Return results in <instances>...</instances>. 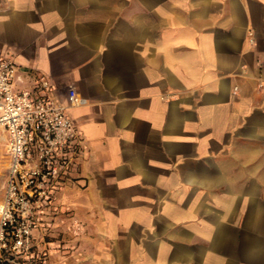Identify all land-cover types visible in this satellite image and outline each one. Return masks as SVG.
I'll list each match as a JSON object with an SVG mask.
<instances>
[{
  "label": "crops",
  "instance_id": "obj_1",
  "mask_svg": "<svg viewBox=\"0 0 264 264\" xmlns=\"http://www.w3.org/2000/svg\"><path fill=\"white\" fill-rule=\"evenodd\" d=\"M0 52L81 138L49 264H264V0H0Z\"/></svg>",
  "mask_w": 264,
  "mask_h": 264
},
{
  "label": "built area",
  "instance_id": "obj_2",
  "mask_svg": "<svg viewBox=\"0 0 264 264\" xmlns=\"http://www.w3.org/2000/svg\"><path fill=\"white\" fill-rule=\"evenodd\" d=\"M29 74L0 52V130L6 155L0 264H49L43 218L82 153L80 135L66 107L52 95L51 82L31 75L29 86L19 85Z\"/></svg>",
  "mask_w": 264,
  "mask_h": 264
},
{
  "label": "rangeland",
  "instance_id": "obj_3",
  "mask_svg": "<svg viewBox=\"0 0 264 264\" xmlns=\"http://www.w3.org/2000/svg\"><path fill=\"white\" fill-rule=\"evenodd\" d=\"M5 163H6V155H5L4 141L0 140V200L2 198V193H3V184L5 178ZM43 227H45V225ZM44 240L45 241L47 240V236L45 234H44Z\"/></svg>",
  "mask_w": 264,
  "mask_h": 264
},
{
  "label": "bare ground",
  "instance_id": "obj_4",
  "mask_svg": "<svg viewBox=\"0 0 264 264\" xmlns=\"http://www.w3.org/2000/svg\"><path fill=\"white\" fill-rule=\"evenodd\" d=\"M4 139V135H2V140ZM5 165H6V163H5Z\"/></svg>",
  "mask_w": 264,
  "mask_h": 264
}]
</instances>
